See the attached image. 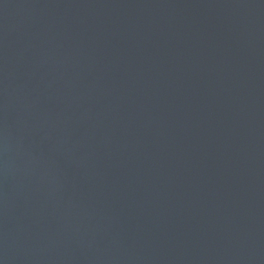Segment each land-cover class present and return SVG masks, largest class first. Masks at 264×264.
Wrapping results in <instances>:
<instances>
[{
	"label": "water",
	"instance_id": "1",
	"mask_svg": "<svg viewBox=\"0 0 264 264\" xmlns=\"http://www.w3.org/2000/svg\"><path fill=\"white\" fill-rule=\"evenodd\" d=\"M0 264H264V0H0Z\"/></svg>",
	"mask_w": 264,
	"mask_h": 264
}]
</instances>
